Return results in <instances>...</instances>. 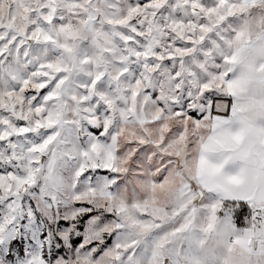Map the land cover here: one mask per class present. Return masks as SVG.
Instances as JSON below:
<instances>
[{
  "label": "snow or ice",
  "instance_id": "6c2138e0",
  "mask_svg": "<svg viewBox=\"0 0 264 264\" xmlns=\"http://www.w3.org/2000/svg\"><path fill=\"white\" fill-rule=\"evenodd\" d=\"M0 264H264V0H0Z\"/></svg>",
  "mask_w": 264,
  "mask_h": 264
}]
</instances>
